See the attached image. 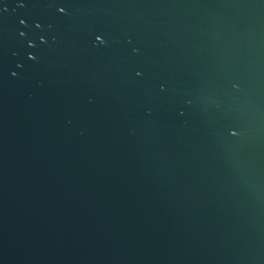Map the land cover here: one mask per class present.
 Listing matches in <instances>:
<instances>
[{
	"label": "water",
	"instance_id": "water-1",
	"mask_svg": "<svg viewBox=\"0 0 264 264\" xmlns=\"http://www.w3.org/2000/svg\"><path fill=\"white\" fill-rule=\"evenodd\" d=\"M0 264H264V0H0Z\"/></svg>",
	"mask_w": 264,
	"mask_h": 264
}]
</instances>
